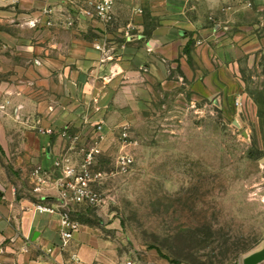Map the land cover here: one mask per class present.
Masks as SVG:
<instances>
[{
	"label": "rangeland",
	"instance_id": "1",
	"mask_svg": "<svg viewBox=\"0 0 264 264\" xmlns=\"http://www.w3.org/2000/svg\"><path fill=\"white\" fill-rule=\"evenodd\" d=\"M73 33V89L40 86L57 94L58 112L73 100L74 117L42 135L74 164L97 144L104 177L92 184L102 201L72 204L71 219L109 239L124 264H243L264 248V0L119 2L112 23L77 20ZM33 119L14 120L5 161L0 149L10 178L32 191L31 160L14 168L19 132L30 149L52 126ZM120 153L133 158L123 174Z\"/></svg>",
	"mask_w": 264,
	"mask_h": 264
},
{
	"label": "crops",
	"instance_id": "2",
	"mask_svg": "<svg viewBox=\"0 0 264 264\" xmlns=\"http://www.w3.org/2000/svg\"><path fill=\"white\" fill-rule=\"evenodd\" d=\"M63 7L62 0H0V36L5 43L0 50V149L5 155L4 161L13 152L8 138L15 134L14 120L23 123L32 117L45 127H55L54 123L69 122L74 117L73 100L70 103L67 99L66 109L58 112L56 108L61 107L57 94L47 95L40 86L44 79L51 80L52 92L73 89L74 82L70 79L73 71L70 69L77 57L76 42L79 40L73 33L77 21L71 27L62 24L69 14L65 11L61 15L59 11ZM47 8H53V12H45ZM27 28L35 30L27 34ZM17 59L22 65L16 68ZM27 74L42 77L26 80L24 75ZM59 76L64 84L53 80ZM34 95L36 100L33 102ZM31 105L36 113L29 116ZM19 135L21 140L14 153V168L26 170V163L31 160L32 166L35 169L41 167L47 176L40 183V189L35 190L39 184L35 183L32 191L20 180L10 178L0 161V262L124 264L112 242L88 226L79 227L65 249L56 246L60 216L56 211H40L38 206L56 207L60 172L54 162L61 155L72 161V154L57 147L50 135L36 133V145L30 149L25 143L29 132L23 130ZM52 246H56L53 252L47 253V248ZM73 255L77 260L72 258Z\"/></svg>",
	"mask_w": 264,
	"mask_h": 264
},
{
	"label": "built area",
	"instance_id": "3",
	"mask_svg": "<svg viewBox=\"0 0 264 264\" xmlns=\"http://www.w3.org/2000/svg\"><path fill=\"white\" fill-rule=\"evenodd\" d=\"M133 0H62L63 9L59 12L64 15V12H68L67 19L62 22L66 27H71L77 20H90L96 23L107 25L114 21L115 8L119 2H129ZM47 13H52L53 8H47ZM5 47L0 36V50ZM97 49H101L100 45H97ZM102 126L99 125L98 128ZM58 132L55 127H50L44 130L40 128L41 134ZM63 137H70L66 130L60 133ZM128 137V131L124 127L121 139L126 141ZM75 136L72 140H76ZM101 153V149L95 144L90 149L86 150L85 156L82 162L74 164L68 157H60L54 162V166L59 170L60 175L57 178V204L55 208H48L38 206L40 211L57 212L60 216L59 224V242L56 246L63 250L69 244L73 238L75 232L79 229V223L71 219L70 206L72 204H90L96 205L102 201L99 193L92 188V184L101 180L104 174L101 171H94V165L97 156ZM133 163V158L130 154L120 153L115 159V171L116 173H126L130 169ZM47 173L42 170L41 167H37L34 170L33 175L38 180V186L35 190L40 189V183H43ZM56 246L47 248V253H52ZM1 253V250H0ZM74 260H77L75 255L72 256ZM0 264H2L0 262Z\"/></svg>",
	"mask_w": 264,
	"mask_h": 264
},
{
	"label": "water",
	"instance_id": "4",
	"mask_svg": "<svg viewBox=\"0 0 264 264\" xmlns=\"http://www.w3.org/2000/svg\"><path fill=\"white\" fill-rule=\"evenodd\" d=\"M263 261H264V248L246 256L243 260V264H259Z\"/></svg>",
	"mask_w": 264,
	"mask_h": 264
}]
</instances>
